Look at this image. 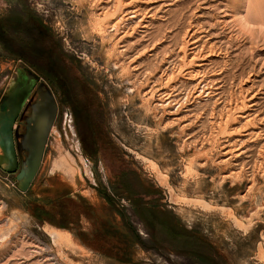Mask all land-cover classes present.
Returning <instances> with one entry per match:
<instances>
[{
	"label": "rangeland",
	"instance_id": "obj_1",
	"mask_svg": "<svg viewBox=\"0 0 264 264\" xmlns=\"http://www.w3.org/2000/svg\"><path fill=\"white\" fill-rule=\"evenodd\" d=\"M248 1L0 0V103L19 68L44 84L20 172L0 169V264H264V0ZM46 91L55 132L22 192ZM66 156L76 182L52 172Z\"/></svg>",
	"mask_w": 264,
	"mask_h": 264
},
{
	"label": "bare ground",
	"instance_id": "obj_2",
	"mask_svg": "<svg viewBox=\"0 0 264 264\" xmlns=\"http://www.w3.org/2000/svg\"><path fill=\"white\" fill-rule=\"evenodd\" d=\"M259 1L257 2V10H255V9H253V5L256 2L253 4V2L251 3V1L249 0L247 2V3H249V4H247L249 6L247 13H249L251 11L250 14H252L255 11H258V10L260 11V8L263 6L260 4ZM119 5H120V3H119ZM250 8H252L254 10V12H252V9L249 11ZM255 8H256V5H255ZM261 9H263V8H261ZM119 11H122V9ZM250 14H248L249 15L248 18L251 16ZM248 18H246V17H244V18L242 17V19L240 18V21L242 22V24L244 26L250 25V23H252V22H250V20ZM117 19H119V18L117 17ZM117 19H116V21H117ZM255 21H256V19L254 20V22ZM256 22H258V21H256ZM100 25H102V24H99L98 27ZM243 25H241V27ZM112 26L116 27V24L114 23V25L112 24ZM110 27H111V25H110ZM106 29L107 28H105V30ZM118 30H119V28H118ZM99 32H98V35H99ZM162 70H163V68H162ZM33 82H34V80L32 78L31 79H26V78L23 79V77L19 78L18 81H12V83L10 85L11 86L10 90L7 93V97H6L7 100L4 103L3 108L0 109V144L2 147V151H3V156L5 159V166L8 168L13 167V165L15 163V155H14L12 138H11V130H12V125H13V120H14L15 116L17 115V113L19 112L21 105L23 104V101L25 100V98L29 94V92L31 90V86H32L31 84ZM39 89H41V87ZM46 95L48 96V98L41 96L42 100L39 103H37L36 105L34 104V114H33V117L31 119V122L29 124L28 133L24 139L25 143L28 145V147L31 150V156L28 160L26 172L19 182V188L22 191L27 190L33 176L36 174L38 168L40 169L41 164H42V160H43V156H44L45 146H46L50 136H52V134L55 132V130H53V126H54V122L56 121V117L58 114V106L56 103H54L55 101L51 98V96H49L47 93H46ZM49 98H51L54 102ZM56 169H63L67 174H69V176L72 178V181H74V182L78 181V171H77V169L74 165V161L71 157L66 156V157H62L59 161H55L54 166L52 167V172L56 173L55 172ZM51 235L53 236L54 241H56V239H60V237L62 236V233L60 231L56 230V231H52Z\"/></svg>",
	"mask_w": 264,
	"mask_h": 264
},
{
	"label": "water",
	"instance_id": "obj_3",
	"mask_svg": "<svg viewBox=\"0 0 264 264\" xmlns=\"http://www.w3.org/2000/svg\"><path fill=\"white\" fill-rule=\"evenodd\" d=\"M19 70L25 71V72L27 73L26 75L23 74V79H24V77L27 78V76H34V77H35V82H33V83L31 84V85H32V86H31V90H30L29 94L27 95V97L25 98V100L23 101V103L25 102V106H26V104H27V102H28V100H29V98H30L31 93L35 90L36 86H38L37 88H40V87L44 88V84L39 83L40 79L38 78V76H36V74H34V73H32V72H30V71H28V70H25V69H23V68H19V69H17L16 72L19 71ZM17 76H19L18 73H17ZM33 88H34V89H33ZM46 92H47L48 95L51 96V98L54 100V98H53V96L50 94V92H48V91H46ZM6 95H7V94L5 93V96H4L3 100H2V102L0 103V109L3 108V105H4V103H5L6 100H7ZM54 101H55V100H54ZM55 103H56V102H55ZM22 105H23V104H22ZM22 105H21V108H20L19 112L17 113V115L15 116V118H14V120H13V125H12V130H11V138H12V145H13V150H14V155H15V163H14L13 167L8 168V167L4 166L3 163H2L1 160H0V168H2L1 166H4V167L2 168V171L5 172V173H8V174H12V173H15V172H17V171L20 172V170H21V162H20L19 159H18V158H19V157H18V152H16V149H15V142H14V123H15L16 118H17V117L19 116V114L21 113ZM57 106H58V105H57ZM18 150H19V149H18ZM0 157H1V154H0ZM38 172H39V168H38L36 174L33 176L32 180L30 181V184H29V186H28V188H27L26 191H22V190H20L19 188H18V189H19L20 191H22V192H27V191L29 190V188L31 187V184H32L33 180L35 179L36 175L38 174ZM17 178H18V180H19V173H18ZM17 187H18V186H17Z\"/></svg>",
	"mask_w": 264,
	"mask_h": 264
},
{
	"label": "crops",
	"instance_id": "obj_4",
	"mask_svg": "<svg viewBox=\"0 0 264 264\" xmlns=\"http://www.w3.org/2000/svg\"><path fill=\"white\" fill-rule=\"evenodd\" d=\"M27 105V104H26ZM23 111V110H22ZM22 113V112H21ZM21 113L19 114V116L16 118V120H15V123H14V137H15V133H16V129H17V121H18V118L20 117V115H21ZM15 149H16V152H18V148H17V142H16V140H15ZM1 154V153H0ZM2 168L4 167V166H1ZM2 168H0V169H2Z\"/></svg>",
	"mask_w": 264,
	"mask_h": 264
},
{
	"label": "trees",
	"instance_id": "obj_5",
	"mask_svg": "<svg viewBox=\"0 0 264 264\" xmlns=\"http://www.w3.org/2000/svg\"><path fill=\"white\" fill-rule=\"evenodd\" d=\"M104 239H106V241L108 242V238L107 237H104ZM115 239V238H114ZM130 239V238H129ZM127 240V239H126ZM106 243V242H105ZM123 243H122V240H116L115 242H114V244H110V245H113L114 247L117 245V246H121ZM125 244L126 245H129L128 243H126L125 242ZM108 246H109V244H108ZM116 250H117V248H116ZM117 251H119V250H117Z\"/></svg>",
	"mask_w": 264,
	"mask_h": 264
},
{
	"label": "flooded vegetation",
	"instance_id": "obj_6",
	"mask_svg": "<svg viewBox=\"0 0 264 264\" xmlns=\"http://www.w3.org/2000/svg\"><path fill=\"white\" fill-rule=\"evenodd\" d=\"M20 117H21V115H20ZM20 117H19V118H20ZM19 118H18V121H17V125H18V123H19Z\"/></svg>",
	"mask_w": 264,
	"mask_h": 264
}]
</instances>
